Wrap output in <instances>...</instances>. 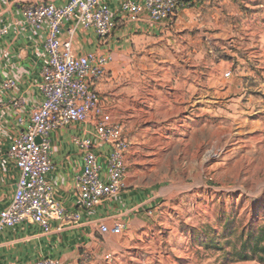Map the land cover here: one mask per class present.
<instances>
[{
  "label": "rangeland",
  "instance_id": "obj_1",
  "mask_svg": "<svg viewBox=\"0 0 264 264\" xmlns=\"http://www.w3.org/2000/svg\"><path fill=\"white\" fill-rule=\"evenodd\" d=\"M203 6L205 23L156 36L103 79L132 137L129 177L156 205L101 264H264L240 259L264 232V0Z\"/></svg>",
  "mask_w": 264,
  "mask_h": 264
},
{
  "label": "built area",
  "instance_id": "obj_2",
  "mask_svg": "<svg viewBox=\"0 0 264 264\" xmlns=\"http://www.w3.org/2000/svg\"><path fill=\"white\" fill-rule=\"evenodd\" d=\"M127 21L147 16L159 23L171 19L187 0H120ZM25 21L37 31H46L47 60L42 67L39 85L43 99L29 119L20 116L21 132L10 144L8 156L20 170L11 203L0 212V231L24 222L39 224L51 230L54 220H79L82 213L69 212L57 199L48 179L54 168L51 159L50 132L72 124H90V136H74L72 141L83 156L82 172L77 180L78 205L91 211L104 199L119 194L126 186L129 165L127 154L132 143L121 121L113 119L104 108L98 84L108 74L113 60L110 52L92 51L77 55L74 37L78 28L93 30L105 41L115 30L114 12L107 0H69L56 5L47 0H32L23 9ZM9 32L0 26V40ZM230 76V72H226ZM5 89L16 86L14 79L2 82ZM22 100L14 101L18 109ZM39 139V141H38ZM126 225L111 228L103 224L102 233L121 234ZM112 254H107V259ZM89 257L84 255V260ZM31 264H60L53 258H42Z\"/></svg>",
  "mask_w": 264,
  "mask_h": 264
},
{
  "label": "crops",
  "instance_id": "obj_3",
  "mask_svg": "<svg viewBox=\"0 0 264 264\" xmlns=\"http://www.w3.org/2000/svg\"><path fill=\"white\" fill-rule=\"evenodd\" d=\"M47 1L64 5L69 0ZM211 1L187 0L191 6H182L171 19L155 23L147 16L140 21H127L120 0H107L114 12L115 30L103 41L93 30L78 28L74 37L75 52L77 55L92 51L110 52L113 60L109 73L115 74L120 67L127 70L138 50H153V45H157L156 36L162 37L171 29L179 30L178 27L184 25L187 30L199 22L205 23L201 9ZM30 2L32 0H0V26L9 27L8 34L0 40V212L11 203L20 176L15 161L8 156L10 144L22 130L18 119L20 116L29 119L32 109L43 99L39 85L41 70L47 60L46 31H37L25 21L23 9ZM8 78L16 82L12 89L2 86ZM112 83L105 84L102 80L98 84L101 96L103 91L114 90ZM19 99L24 103L21 109L14 106V101ZM113 119L117 120L114 116ZM92 130L90 124H72L50 132L54 168L48 179L54 185L57 199L69 212L80 211L81 218L54 220L50 231L31 222L0 231V264H31L42 258H53L60 264H101L107 254L127 245V238L122 240L115 237L116 234L102 233L103 224L111 228L116 223H124L126 229L121 234L125 236L148 226L146 210L156 205L155 197L148 195L146 189L134 187L129 174L126 186L119 194L104 199L91 211H81L77 180L82 172L83 156L72 139L74 136H90ZM86 254L89 257L85 261Z\"/></svg>",
  "mask_w": 264,
  "mask_h": 264
},
{
  "label": "trees",
  "instance_id": "obj_4",
  "mask_svg": "<svg viewBox=\"0 0 264 264\" xmlns=\"http://www.w3.org/2000/svg\"><path fill=\"white\" fill-rule=\"evenodd\" d=\"M245 252L240 254V259L246 260L251 256L257 257L259 261L264 263V232L257 237H253L252 241L244 244Z\"/></svg>",
  "mask_w": 264,
  "mask_h": 264
},
{
  "label": "water",
  "instance_id": "obj_5",
  "mask_svg": "<svg viewBox=\"0 0 264 264\" xmlns=\"http://www.w3.org/2000/svg\"><path fill=\"white\" fill-rule=\"evenodd\" d=\"M38 141H39V139H38Z\"/></svg>",
  "mask_w": 264,
  "mask_h": 264
}]
</instances>
